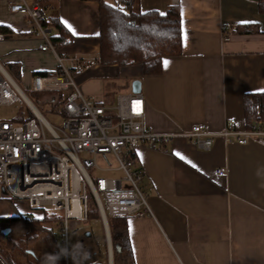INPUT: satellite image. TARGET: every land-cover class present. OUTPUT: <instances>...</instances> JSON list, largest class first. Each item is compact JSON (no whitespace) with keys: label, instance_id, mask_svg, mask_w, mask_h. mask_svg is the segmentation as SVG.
I'll use <instances>...</instances> for the list:
<instances>
[{"label":"crops","instance_id":"obj_1","mask_svg":"<svg viewBox=\"0 0 264 264\" xmlns=\"http://www.w3.org/2000/svg\"><path fill=\"white\" fill-rule=\"evenodd\" d=\"M40 2L47 20L58 17L70 32L60 52L90 57L76 73L84 95L114 107L139 79L147 126L173 135L155 147L136 149L153 215L127 219L135 264H264V145L215 137L211 149L204 150L180 135L197 123L218 132L231 118L239 128L247 127L244 96L264 92V0H137L134 8L140 11L181 6L183 54L164 58L157 75H145L140 65L98 62V1ZM0 24L12 29L0 33V63L12 76L19 72L28 90L36 72L57 70L54 54L39 49L26 18L11 13L8 0H0ZM223 25L231 33L228 41L222 39ZM52 33H58L54 26ZM55 98L45 94L41 103L53 106ZM21 200L24 212H33ZM21 216L15 204L0 201V218ZM102 223L112 259L109 222ZM0 264H9L1 253Z\"/></svg>","mask_w":264,"mask_h":264},{"label":"built area","instance_id":"obj_2","mask_svg":"<svg viewBox=\"0 0 264 264\" xmlns=\"http://www.w3.org/2000/svg\"><path fill=\"white\" fill-rule=\"evenodd\" d=\"M8 8L26 18L39 49L52 52L57 60V70L35 75L29 90L55 94L56 100H61L57 114L63 120L61 126L49 122L0 63V107L26 105L33 113L22 122L0 118V198H26L29 208L42 210L41 214L48 207L60 212L63 264H70L69 235L89 216V193L103 222L116 216L153 215L141 186L144 171L137 165L136 149L142 144L155 147L173 135L155 133L147 126L143 93H122L114 107L84 95L76 73L89 63L90 57L60 52L53 41L52 22L47 20L40 0H8ZM221 29L223 41L230 40L229 27L223 25ZM180 135L194 140L204 150L211 149L215 137L227 143L264 145V118L253 120L246 128H239L237 120L231 118L218 132L197 123ZM99 157L107 164L115 159L118 167L102 168ZM91 169L122 170L125 177L95 180ZM218 172L224 174L225 169Z\"/></svg>","mask_w":264,"mask_h":264},{"label":"trees","instance_id":"obj_3","mask_svg":"<svg viewBox=\"0 0 264 264\" xmlns=\"http://www.w3.org/2000/svg\"><path fill=\"white\" fill-rule=\"evenodd\" d=\"M100 5V54L98 62L104 65L126 67L142 66L145 75H157L162 70L163 60L166 57L183 54V27L182 11L179 3L173 4L162 12L158 9L140 11L134 8L137 0H96ZM264 8V6H263ZM52 25L58 33L54 34L53 41L60 46L68 43L69 30L58 17H52ZM238 31V30H236ZM12 29L0 24V33L8 35ZM54 72H36L37 74ZM15 79L20 82L17 72ZM56 99V98H55ZM61 100L55 101V108ZM244 114L246 125L260 117L264 118V92L246 94L244 96ZM14 119L22 122L33 117V113L26 105ZM96 214L101 218L96 207ZM91 211L89 216L91 217ZM60 214L45 212L43 217L28 218H0V224L22 222L26 227L25 242H37L44 231L52 230L48 224L61 225ZM129 216L110 217L108 220L113 242L114 264H135L131 239L129 236ZM48 225V226H47ZM55 239V238H54ZM58 240V239H57ZM56 259L63 264L61 247L57 242Z\"/></svg>","mask_w":264,"mask_h":264},{"label":"rangeland","instance_id":"obj_4","mask_svg":"<svg viewBox=\"0 0 264 264\" xmlns=\"http://www.w3.org/2000/svg\"><path fill=\"white\" fill-rule=\"evenodd\" d=\"M114 81H112L113 83ZM118 83V82H114ZM21 87L25 90L30 99L36 103L37 107L43 113L45 118L58 126L62 125V116L57 114L58 108L49 106L48 103L45 105L41 103V98L45 93H37L31 90L19 82ZM53 107V108H51ZM24 106L21 105H3L0 107V118L10 121H15L20 112L24 111ZM98 164L102 168L118 167L117 161L114 159L112 162L107 164V161L103 157L98 158ZM91 176L96 180L97 177H114L122 179L125 174L122 170H90ZM142 186V184H141ZM26 200V198L24 199ZM1 202L15 204L18 209L22 210V215L27 217L30 215L39 216L42 210H31L33 212H24L27 206L21 199L11 198H0ZM27 201V200H26ZM95 202L92 195L89 193L88 208L91 211V217L86 220H82L76 227L75 230L70 232V264H92L93 262H99L103 264H110V256L108 254L109 246L106 241L103 223L99 215L96 214ZM47 213H54L52 208H46ZM59 214L60 212H55ZM49 225V226H48ZM48 228L52 230V234L49 231H44L37 242H25L26 227L22 222H9L0 224V231L2 227L7 226L13 231L9 235L0 237V253L8 261L9 264H61L56 259L57 242L59 241L60 226L55 224H48ZM2 228V229H1ZM89 233V234H88ZM55 238V239H54ZM58 239V240H57ZM114 264V254L113 261Z\"/></svg>","mask_w":264,"mask_h":264},{"label":"water","instance_id":"obj_5","mask_svg":"<svg viewBox=\"0 0 264 264\" xmlns=\"http://www.w3.org/2000/svg\"><path fill=\"white\" fill-rule=\"evenodd\" d=\"M131 86H132V92H134V93H141L142 92V82L139 79L132 80ZM2 192L3 193L5 192V188H2ZM107 228H109L108 223H107ZM10 231H11L10 228H4V229H2V233L3 234H9ZM112 261H113V251H112ZM92 264H102V263L93 262Z\"/></svg>","mask_w":264,"mask_h":264},{"label":"flooded vegetation","instance_id":"obj_6","mask_svg":"<svg viewBox=\"0 0 264 264\" xmlns=\"http://www.w3.org/2000/svg\"><path fill=\"white\" fill-rule=\"evenodd\" d=\"M6 227H7V226H4V227H2V228H6ZM2 228H1V229H2ZM0 233L2 234V232H1V231H0Z\"/></svg>","mask_w":264,"mask_h":264},{"label":"bare ground","instance_id":"obj_7","mask_svg":"<svg viewBox=\"0 0 264 264\" xmlns=\"http://www.w3.org/2000/svg\"><path fill=\"white\" fill-rule=\"evenodd\" d=\"M112 261V259H110Z\"/></svg>","mask_w":264,"mask_h":264}]
</instances>
